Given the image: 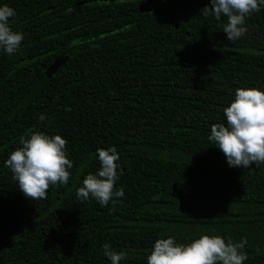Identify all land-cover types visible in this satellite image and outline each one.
<instances>
[{"label":"trees","instance_id":"16d2710c","mask_svg":"<svg viewBox=\"0 0 264 264\" xmlns=\"http://www.w3.org/2000/svg\"><path fill=\"white\" fill-rule=\"evenodd\" d=\"M15 9L17 53L0 52V264H147L156 239L244 241L264 264V165L229 167L208 140L237 88L264 89V9L228 41L209 0H0ZM62 53L68 60L51 76ZM43 114L44 121L39 117ZM67 141V184L30 200L4 161L21 136ZM114 146L124 196L107 206L76 190Z\"/></svg>","mask_w":264,"mask_h":264},{"label":"clouds","instance_id":"9594fccd","mask_svg":"<svg viewBox=\"0 0 264 264\" xmlns=\"http://www.w3.org/2000/svg\"><path fill=\"white\" fill-rule=\"evenodd\" d=\"M210 7L203 8V15L211 14L226 22L222 30L228 41L243 37L248 26L246 18L264 9V0H209ZM15 9L0 4V52L12 55L21 48L24 34L14 30L10 18ZM226 123L211 125L208 140L225 156L229 167L249 168L264 165V89L257 87L237 88L234 99L223 108ZM40 121L45 120L41 114ZM67 141L59 134L43 131L21 136L19 147L9 153L4 167L10 170L17 188L30 200L46 198L50 185L67 184L73 162L66 151ZM96 157L99 168L84 176L82 186L76 190L78 199L94 198L101 207L109 201L124 196L123 188H114L119 180V155L116 147L98 148ZM244 241L234 242L230 237L202 234L189 242H178L174 236L158 238L147 255V264H243L247 259L242 251ZM109 264H120L124 251H115L109 243L102 245Z\"/></svg>","mask_w":264,"mask_h":264},{"label":"water","instance_id":"95a60500","mask_svg":"<svg viewBox=\"0 0 264 264\" xmlns=\"http://www.w3.org/2000/svg\"><path fill=\"white\" fill-rule=\"evenodd\" d=\"M68 58L69 56L66 53L59 55L46 69L45 75L51 77L68 60Z\"/></svg>","mask_w":264,"mask_h":264}]
</instances>
